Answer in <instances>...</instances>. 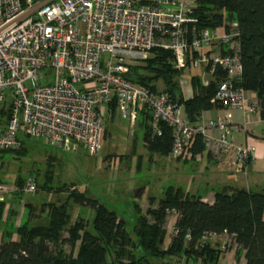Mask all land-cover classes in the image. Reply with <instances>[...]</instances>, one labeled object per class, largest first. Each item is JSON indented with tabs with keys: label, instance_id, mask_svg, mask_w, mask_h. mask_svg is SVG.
I'll list each match as a JSON object with an SVG mask.
<instances>
[{
	"label": "built area",
	"instance_id": "2783aa9c",
	"mask_svg": "<svg viewBox=\"0 0 264 264\" xmlns=\"http://www.w3.org/2000/svg\"><path fill=\"white\" fill-rule=\"evenodd\" d=\"M193 12L192 0H0V102L9 96L10 106L9 118L0 121V150L18 149L28 137L63 151L83 147L94 155L112 104L130 127L144 107L154 132L160 134V121L172 128V158H200L192 151L199 135L204 152L227 153L234 172L246 175L255 156L250 147L234 143L230 131L244 132L245 125L233 123L230 112L257 115L259 107L239 84L236 24L228 31L196 29ZM155 47L171 52L177 71L193 51L191 64L201 69L203 86L216 70L223 72L210 102L225 112L214 119L201 114L192 124L163 87L130 80L132 68L143 65ZM36 189L28 177L21 191ZM17 190L0 183V201ZM216 235L224 237L222 250L233 241L225 231L206 237Z\"/></svg>",
	"mask_w": 264,
	"mask_h": 264
},
{
	"label": "trees",
	"instance_id": "16d2710c",
	"mask_svg": "<svg viewBox=\"0 0 264 264\" xmlns=\"http://www.w3.org/2000/svg\"><path fill=\"white\" fill-rule=\"evenodd\" d=\"M192 1L196 29L224 26L228 31L230 24H236L242 63L239 84L255 95L260 115L264 117V0ZM194 56L193 51L187 52L183 71L193 68ZM170 58L169 50L151 49L143 65L132 68L129 79L152 89L160 80L163 89L182 106L188 121L197 124L202 112L221 106L210 100L225 74L216 70L207 86L201 84L199 72L191 75L192 96L185 98L178 84L183 71L175 70ZM139 110L136 124L141 129L146 148L151 154L168 156L172 147V128L160 121V134L154 132L148 110L144 107ZM115 112L112 104L109 118L112 119ZM9 116L10 108L4 113L5 121ZM33 141L25 137L18 149L0 150V153L25 155L27 145ZM192 151L194 154L204 153L201 136L196 137ZM48 177L49 182L41 185L44 191H66L68 195L61 204H41L40 211L47 206L42 222L30 221L40 216L26 204L27 216L15 226L4 218L7 198L0 201V264H150V259L171 258L176 261L181 257L198 264H218L224 250L210 245L205 237L209 233L224 231L233 235L237 254L244 251L245 264H264V193L224 185L214 190L213 201L209 203L203 201L201 194H191L181 186L170 185L163 189L156 206L155 200L150 198V206L144 213L134 203L137 212L132 237L125 221L98 200L87 197V191H70L66 186V189L55 188L51 176ZM24 182L21 177L15 181L18 190L13 194L17 199H21ZM69 200L92 208L91 220L80 216L71 224ZM172 211L177 213L174 232L165 243L166 221ZM187 234L189 239H186ZM66 246L70 247L69 251Z\"/></svg>",
	"mask_w": 264,
	"mask_h": 264
},
{
	"label": "rangeland",
	"instance_id": "374dc122",
	"mask_svg": "<svg viewBox=\"0 0 264 264\" xmlns=\"http://www.w3.org/2000/svg\"><path fill=\"white\" fill-rule=\"evenodd\" d=\"M193 68L185 69L178 78L184 81L182 89L185 96H187L186 92L190 91V76L200 71L198 68ZM156 85L161 88L162 82L158 80ZM8 98L0 102L2 122L5 121L4 113L10 108ZM105 130L107 133L104 134L101 147L94 155L88 154L83 147H79L76 151H63L49 146L43 139H34L31 145H27L25 155L0 153V183L15 187V181L19 177L25 180L31 177L35 178L37 186L33 194L23 193L21 199L15 198L13 192L7 194L5 210L9 214L6 215L5 212V220L8 218L6 221L11 220L15 226L19 225L27 216L25 205L28 204L33 213L40 216V218H31L30 221L42 222L47 206H44V211H40L41 204L51 202L61 204L67 200L66 191L47 192L42 189L41 185L49 182L48 175L51 176V184L55 188L66 186L70 191H87V197L98 200L107 209L116 212L125 221L132 237L137 212L134 203L144 213L150 206V198L155 200L154 206H156L163 189L167 186H181L188 192L192 191L194 185L200 191L208 188L205 186V181L203 182L205 178L202 179L201 175L196 176L194 166L196 157L179 160L170 155L151 154L143 143L138 125L130 127L117 111L112 119L108 115L105 117ZM234 132L236 131L231 130L230 134L236 143L240 140L238 136L240 134ZM50 156L53 158H49ZM188 174H192L197 181L189 182ZM240 179L241 177H238L234 180L241 185ZM68 202L71 224L80 216L88 221L91 220L94 215L92 208L79 205L72 200ZM3 227L2 225L1 229ZM166 230L165 243L169 241L172 233L169 223L166 224ZM66 250L69 251L70 247L66 246ZM222 258L221 255L219 263L223 261ZM180 259L176 261L171 258L150 259V264H194L191 259L189 262Z\"/></svg>",
	"mask_w": 264,
	"mask_h": 264
},
{
	"label": "crops",
	"instance_id": "0c3cea01",
	"mask_svg": "<svg viewBox=\"0 0 264 264\" xmlns=\"http://www.w3.org/2000/svg\"><path fill=\"white\" fill-rule=\"evenodd\" d=\"M223 28H219L221 30ZM201 73V69L198 68ZM183 73V72H182ZM181 73V74H182ZM182 79H178L182 94L185 98H190L192 96V89L189 85L190 91L187 93V96L184 95L182 85L184 81ZM163 87V83H162ZM248 95L253 102L258 105V101L255 95L248 91ZM225 110L222 107L214 108L211 110H207L202 112V115L205 119H214L220 115H222ZM232 121L235 124L245 125L244 132H234L240 137L239 141H236L239 145L248 146L252 149L255 159L253 160L250 168L248 169L246 175H242L240 173H235L233 167L230 164V155L227 153H221L219 156L214 157L210 154L204 152L200 158H196L197 161H194L195 173L196 176H203V182L205 186L208 188H204L201 191L197 189V186L194 185L192 188L191 194H201L203 201L211 203L213 201L214 190L218 189L224 185L233 186L236 188H244L246 190L261 192L264 193V117L258 114L251 113H243L238 110H232L231 112ZM211 134L215 135L216 131H210ZM177 161V160H176ZM188 177H184L188 179L189 182H196L195 178L192 174H188ZM195 176V175H194ZM241 177L240 181L242 184L239 185L235 178ZM195 190V192H193ZM177 218V213L170 212L166 224L169 223L172 229L171 236L173 234V226ZM169 219V221H168ZM166 227V226H165ZM210 245L217 246L221 248L224 243L223 235L216 236H208L205 239ZM231 242V243H230ZM230 243V244H229ZM236 244L233 241L227 242V247L223 251V261L218 264H245L244 251H241L240 254H237ZM180 260L185 262H189L185 257H181ZM194 264H198V262H194Z\"/></svg>",
	"mask_w": 264,
	"mask_h": 264
}]
</instances>
